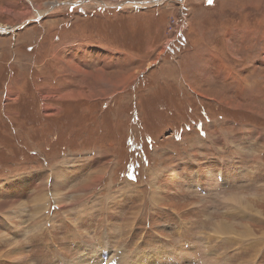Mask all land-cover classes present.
Listing matches in <instances>:
<instances>
[{
    "label": "rangeland",
    "instance_id": "1",
    "mask_svg": "<svg viewBox=\"0 0 264 264\" xmlns=\"http://www.w3.org/2000/svg\"><path fill=\"white\" fill-rule=\"evenodd\" d=\"M99 243L264 264V0H0V264Z\"/></svg>",
    "mask_w": 264,
    "mask_h": 264
},
{
    "label": "bare ground",
    "instance_id": "2",
    "mask_svg": "<svg viewBox=\"0 0 264 264\" xmlns=\"http://www.w3.org/2000/svg\"><path fill=\"white\" fill-rule=\"evenodd\" d=\"M203 71V70H202ZM248 84V83H247ZM246 84V85H247ZM72 96V95H71ZM68 97V96H67ZM66 97V98H67ZM70 97V96H69ZM56 180H57V178H56ZM56 183V182H55ZM92 184H93V182H92ZM56 185V184H55ZM85 185V184H84ZM86 189V188H85ZM57 190V189H56ZM44 195H42L41 197H40V195L38 196V197H36L35 198V201H34V203H36V202H38V201H42L43 199H44ZM232 201H234V200H232ZM219 226V225H218ZM223 226H225V225H223ZM217 228V227H216ZM225 229V228H224ZM217 230L219 231V229L217 228ZM101 243H99V247H100V249H98L97 247H89V250H86V249H84L85 247H81V249H80V251L79 252H85V251H89V252H93V255L90 257L89 255H88V253H86V254H82L81 253V255H80V258H81V260L80 261H73V262H70V264H81V262H83V264H96L95 263V261H96V255L99 253V255L100 256H102L103 255V253H104V255H105V252H106V249H107V247L106 246H103V244H101ZM87 248V247H86ZM83 249V251H81ZM97 251V252H96ZM115 251H117V250H114V253H115ZM113 253V252H112ZM118 253V252H117ZM116 254V253H115ZM123 254V253H122ZM139 253H133V255L129 258V257H127V258H125V257H123V256H118L119 254H117L116 256L118 257V259L116 260V258H115V255L114 254H111V257L108 259V260H115L116 261V264H139V262H141V259L145 256V255H138ZM121 255V254H120ZM17 255H15V257H16ZM18 256H20L21 257V259L19 258V257H16L18 260H25V256L24 255H18ZM93 256H95V257H93ZM13 257V256H12ZM14 257V258H15ZM109 257V256H108ZM16 258H15V261H16ZM217 259V258H216ZM12 260V259H11ZM14 260V259H13ZM92 262H91V261ZM103 259L101 258V260H99L98 261V263L97 264H101L103 261H102ZM140 260V261H139ZM10 261V260H9ZM20 262V261H19ZM91 262V263H90ZM108 263V262H107ZM60 264H64V263H60Z\"/></svg>",
    "mask_w": 264,
    "mask_h": 264
},
{
    "label": "crops",
    "instance_id": "3",
    "mask_svg": "<svg viewBox=\"0 0 264 264\" xmlns=\"http://www.w3.org/2000/svg\"><path fill=\"white\" fill-rule=\"evenodd\" d=\"M67 5H68V4H67ZM70 5L74 6L75 4H74V3H72V4H70ZM70 5H69V6H70ZM4 29H6V28H2L1 30H4ZM7 31H8V32H10V29H7ZM179 35H180V33H178V35H177V36H179Z\"/></svg>",
    "mask_w": 264,
    "mask_h": 264
},
{
    "label": "snow or ice",
    "instance_id": "4",
    "mask_svg": "<svg viewBox=\"0 0 264 264\" xmlns=\"http://www.w3.org/2000/svg\"><path fill=\"white\" fill-rule=\"evenodd\" d=\"M212 2V0H209V3H211Z\"/></svg>",
    "mask_w": 264,
    "mask_h": 264
},
{
    "label": "water",
    "instance_id": "5",
    "mask_svg": "<svg viewBox=\"0 0 264 264\" xmlns=\"http://www.w3.org/2000/svg\"><path fill=\"white\" fill-rule=\"evenodd\" d=\"M153 1H156V0H153Z\"/></svg>",
    "mask_w": 264,
    "mask_h": 264
}]
</instances>
